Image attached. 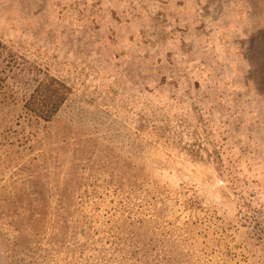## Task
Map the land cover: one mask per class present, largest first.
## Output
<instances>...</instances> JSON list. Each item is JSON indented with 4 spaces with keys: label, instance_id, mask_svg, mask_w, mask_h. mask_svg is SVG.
Masks as SVG:
<instances>
[{
    "label": "rangeland",
    "instance_id": "374dc122",
    "mask_svg": "<svg viewBox=\"0 0 264 264\" xmlns=\"http://www.w3.org/2000/svg\"><path fill=\"white\" fill-rule=\"evenodd\" d=\"M0 42V264H264V0H0Z\"/></svg>",
    "mask_w": 264,
    "mask_h": 264
},
{
    "label": "trees",
    "instance_id": "16d2710c",
    "mask_svg": "<svg viewBox=\"0 0 264 264\" xmlns=\"http://www.w3.org/2000/svg\"><path fill=\"white\" fill-rule=\"evenodd\" d=\"M4 48L5 46L0 42V74H2L1 70H3L1 64L8 61L7 58H9V56L7 58L3 57ZM2 79L0 77V81ZM67 92V88L56 79L44 77L38 82L25 106L35 115L44 120H49L65 101Z\"/></svg>",
    "mask_w": 264,
    "mask_h": 264
},
{
    "label": "built area",
    "instance_id": "2783aa9c",
    "mask_svg": "<svg viewBox=\"0 0 264 264\" xmlns=\"http://www.w3.org/2000/svg\"><path fill=\"white\" fill-rule=\"evenodd\" d=\"M260 226L262 229H264V221H261Z\"/></svg>",
    "mask_w": 264,
    "mask_h": 264
}]
</instances>
